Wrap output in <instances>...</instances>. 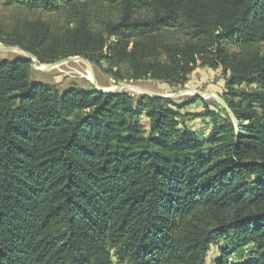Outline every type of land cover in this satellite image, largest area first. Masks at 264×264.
Listing matches in <instances>:
<instances>
[{
    "label": "trees",
    "instance_id": "1",
    "mask_svg": "<svg viewBox=\"0 0 264 264\" xmlns=\"http://www.w3.org/2000/svg\"><path fill=\"white\" fill-rule=\"evenodd\" d=\"M0 4L65 14L0 21V42L42 63L106 59L171 83L221 67L238 121L208 109L202 137L177 119L188 101L60 92L30 59L0 60V264H206L221 241L216 264L248 246L240 264H264V0Z\"/></svg>",
    "mask_w": 264,
    "mask_h": 264
},
{
    "label": "rangeland",
    "instance_id": "2",
    "mask_svg": "<svg viewBox=\"0 0 264 264\" xmlns=\"http://www.w3.org/2000/svg\"><path fill=\"white\" fill-rule=\"evenodd\" d=\"M107 9H109L107 6L100 7V9L94 7L92 12ZM97 15L101 18L103 12L99 11ZM42 19L58 24H65L67 20L62 12H47L17 5L0 4V21L12 23L16 20L36 21ZM7 47H12V49ZM27 52L29 51L20 46L0 42V60L30 59V77L32 81L50 85L60 92L78 87L84 90L102 89L100 91L106 93L125 92L136 96L151 93L152 96H165L178 102L188 101V105L183 109L184 116H179L177 119L202 137H208L213 126L212 118L207 115L208 109L221 110L224 108L235 123H238L225 96V92H228L227 78L229 75L224 74L221 67H200L189 75L187 81L171 83L150 77L144 79L133 78L127 65L118 67L111 65L106 59L94 62L82 56H70L55 62L42 63L38 57L31 52L29 53L32 56H29ZM34 61L36 62L34 63ZM236 88L247 89L252 87L242 85ZM137 120L145 122L148 119L142 115ZM224 244L225 242L221 241L218 245L212 246L206 264H216L217 257L220 254L219 246ZM251 254L252 248L248 246L244 252L231 254L228 257L227 264L246 262L252 256ZM114 260L116 264H123L118 262L115 257Z\"/></svg>",
    "mask_w": 264,
    "mask_h": 264
},
{
    "label": "water",
    "instance_id": "3",
    "mask_svg": "<svg viewBox=\"0 0 264 264\" xmlns=\"http://www.w3.org/2000/svg\"><path fill=\"white\" fill-rule=\"evenodd\" d=\"M8 49H12V47H7ZM27 54L29 55V56H32V54L31 53H29V52H27ZM36 61H34V63H35ZM99 89V88H98ZM99 90H102V89H99ZM149 95H153V94H151V93H148ZM230 113L232 114V112L230 111ZM233 115V114H232Z\"/></svg>",
    "mask_w": 264,
    "mask_h": 264
}]
</instances>
